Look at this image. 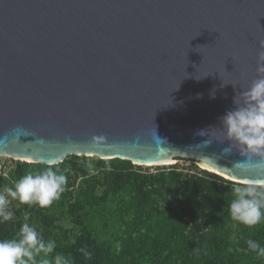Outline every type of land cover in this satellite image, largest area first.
<instances>
[{
	"label": "water",
	"instance_id": "1",
	"mask_svg": "<svg viewBox=\"0 0 264 264\" xmlns=\"http://www.w3.org/2000/svg\"><path fill=\"white\" fill-rule=\"evenodd\" d=\"M261 41L264 0H0V155L188 159L264 181L240 173L257 158L198 135L258 78Z\"/></svg>",
	"mask_w": 264,
	"mask_h": 264
},
{
	"label": "rangeland",
	"instance_id": "2",
	"mask_svg": "<svg viewBox=\"0 0 264 264\" xmlns=\"http://www.w3.org/2000/svg\"><path fill=\"white\" fill-rule=\"evenodd\" d=\"M102 159L98 156L69 155L63 162L55 165L56 168L67 176L65 191L60 199L53 202L47 208L20 204L18 201H12L9 205V211L12 212L13 219L0 223V240L9 239L15 236L24 218L28 217L29 209L39 213H50L52 218L57 221L61 233L68 235L69 241L64 244L56 242V248L51 255L56 253L71 258L72 264H85L84 256L79 251L81 247L89 248V244L95 241L97 244L104 240L113 243L115 246L116 238L123 237L126 232V222L131 221L134 216V209L129 201L132 194H129V188L112 191L111 185L114 179L121 180L132 178L135 173H141L151 176L181 173L185 178H197L204 183V190L213 188L216 192L223 195H232L231 188L234 185L242 184L236 181H230L221 175L201 168L200 163L188 159H178L171 164H137L128 161L126 165L122 162L126 160ZM46 167L43 164L27 163L17 158L7 155H0V192L5 187H11L21 177L28 172H35ZM129 177V178H128ZM158 179V178H157ZM151 183L149 191V202L153 207L171 208L178 207L184 196L193 195L187 187L177 185L167 187L166 190L160 189L161 184ZM142 179H138V183ZM136 183V185L138 184ZM148 186V185H147ZM139 187H136V189ZM135 190V189H134ZM135 190L134 192H137ZM140 194V193H138ZM197 202V213L203 212L206 215L207 204L201 195ZM183 212V211H182ZM205 215H198L194 221L184 217L186 221V231L200 234L206 230L208 223ZM234 222V221H233ZM207 223V224H206ZM237 226V222H234ZM192 233V234H193ZM236 234H234V237ZM83 257V258H82Z\"/></svg>",
	"mask_w": 264,
	"mask_h": 264
},
{
	"label": "trees",
	"instance_id": "3",
	"mask_svg": "<svg viewBox=\"0 0 264 264\" xmlns=\"http://www.w3.org/2000/svg\"><path fill=\"white\" fill-rule=\"evenodd\" d=\"M122 163L126 165L128 161ZM138 179L142 180L138 183ZM156 179L162 190L182 182L181 185L195 194L184 196L177 208L153 207L149 202L150 189L146 188H151ZM136 187L138 191L134 192ZM124 188H129V194L133 193L129 203L135 213L132 220L125 223L124 236L116 238L117 246L105 240L100 244L92 241L87 249L92 254L91 259L84 258L85 264H264V257L251 252L246 245V240L251 238L264 246V223L253 227L239 223L235 226L228 214L232 195L220 196L213 188L203 191L202 181L187 179L177 172L155 176L135 173L124 181L116 177L111 190ZM199 195L207 204L206 215L197 213ZM27 213V221L42 231L45 240L61 245L69 241L68 235L59 231L61 226L55 222L58 218L55 220L48 212L31 209ZM199 214L205 215L208 227L200 234L187 232L184 217L188 215V219L194 221Z\"/></svg>",
	"mask_w": 264,
	"mask_h": 264
},
{
	"label": "clouds",
	"instance_id": "4",
	"mask_svg": "<svg viewBox=\"0 0 264 264\" xmlns=\"http://www.w3.org/2000/svg\"><path fill=\"white\" fill-rule=\"evenodd\" d=\"M259 46L264 49V41ZM256 72L258 78L252 81L250 87L236 92L234 107L220 117V126L198 133L209 137L204 141V146L213 141H229L228 147L223 149L224 154L237 149L246 158L258 159V164L253 168L238 165L241 175H248L253 171L257 175L264 174L260 172L264 168V50L258 53ZM216 134L222 136L223 140H216ZM66 184L67 176L53 164L42 170L28 172L13 186L5 187L0 192V223L13 219L12 212L9 211L12 201L29 207L47 208L60 199ZM231 194L228 214L232 221L247 227L264 223V181L253 180L234 185ZM246 245L251 252L264 257V246L258 241L249 238ZM55 248L56 242L45 240L42 231L34 224H29L25 217L14 237L0 240V264H72L71 258L62 254L51 255ZM79 251L85 259H91L92 254L85 247H81Z\"/></svg>",
	"mask_w": 264,
	"mask_h": 264
},
{
	"label": "bare ground",
	"instance_id": "5",
	"mask_svg": "<svg viewBox=\"0 0 264 264\" xmlns=\"http://www.w3.org/2000/svg\"><path fill=\"white\" fill-rule=\"evenodd\" d=\"M132 162L137 163V162H135V161H132ZM137 164H139V163H137ZM147 165H153V164H147ZM199 166H200L201 168H203V169H206V170H209V171H211V172L217 173V172H215L214 170L210 169L209 167L205 166V165L202 164V163H200Z\"/></svg>",
	"mask_w": 264,
	"mask_h": 264
}]
</instances>
